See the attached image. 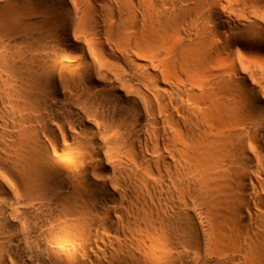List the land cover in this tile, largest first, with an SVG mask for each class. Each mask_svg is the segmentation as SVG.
<instances>
[{
	"label": "bare ground",
	"instance_id": "bare-ground-1",
	"mask_svg": "<svg viewBox=\"0 0 264 264\" xmlns=\"http://www.w3.org/2000/svg\"><path fill=\"white\" fill-rule=\"evenodd\" d=\"M0 264H264V0H0Z\"/></svg>",
	"mask_w": 264,
	"mask_h": 264
}]
</instances>
